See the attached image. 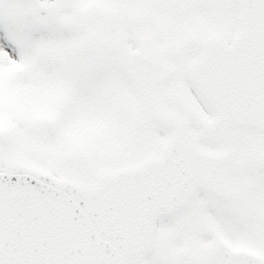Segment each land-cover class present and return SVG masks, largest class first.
<instances>
[{
	"label": "snow or ice",
	"instance_id": "6c2138e0",
	"mask_svg": "<svg viewBox=\"0 0 264 264\" xmlns=\"http://www.w3.org/2000/svg\"><path fill=\"white\" fill-rule=\"evenodd\" d=\"M0 264H264V0H0Z\"/></svg>",
	"mask_w": 264,
	"mask_h": 264
}]
</instances>
